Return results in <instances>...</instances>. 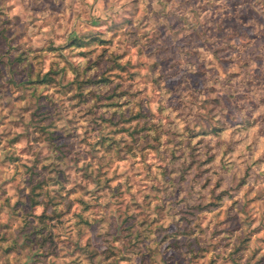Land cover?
Wrapping results in <instances>:
<instances>
[{
  "label": "rangeland",
  "instance_id": "1",
  "mask_svg": "<svg viewBox=\"0 0 264 264\" xmlns=\"http://www.w3.org/2000/svg\"><path fill=\"white\" fill-rule=\"evenodd\" d=\"M3 264H264V0H0Z\"/></svg>",
  "mask_w": 264,
  "mask_h": 264
},
{
  "label": "crops",
  "instance_id": "2",
  "mask_svg": "<svg viewBox=\"0 0 264 264\" xmlns=\"http://www.w3.org/2000/svg\"><path fill=\"white\" fill-rule=\"evenodd\" d=\"M4 263V260L0 258V264H3Z\"/></svg>",
  "mask_w": 264,
  "mask_h": 264
}]
</instances>
